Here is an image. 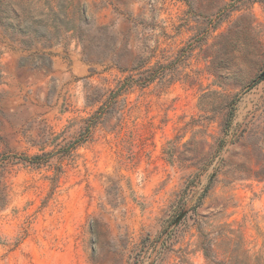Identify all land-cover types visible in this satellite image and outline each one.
<instances>
[{"label": "rangeland", "instance_id": "1", "mask_svg": "<svg viewBox=\"0 0 264 264\" xmlns=\"http://www.w3.org/2000/svg\"><path fill=\"white\" fill-rule=\"evenodd\" d=\"M0 264H264V0H0Z\"/></svg>", "mask_w": 264, "mask_h": 264}]
</instances>
